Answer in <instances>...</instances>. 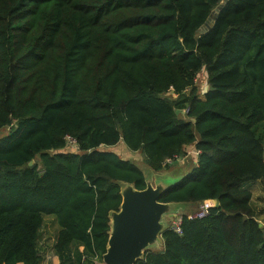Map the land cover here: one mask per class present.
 Segmentation results:
<instances>
[{
  "label": "trees",
  "instance_id": "1",
  "mask_svg": "<svg viewBox=\"0 0 264 264\" xmlns=\"http://www.w3.org/2000/svg\"><path fill=\"white\" fill-rule=\"evenodd\" d=\"M262 122L264 0H0V264L41 263L46 215L61 264L104 261L123 186H148L120 142L154 171L195 144L158 200L217 201L136 264H264L246 187L264 179Z\"/></svg>",
  "mask_w": 264,
  "mask_h": 264
},
{
  "label": "water",
  "instance_id": "2",
  "mask_svg": "<svg viewBox=\"0 0 264 264\" xmlns=\"http://www.w3.org/2000/svg\"><path fill=\"white\" fill-rule=\"evenodd\" d=\"M222 6L223 4H220L212 12L203 31L212 28ZM34 162L35 160H31L30 165ZM181 176L174 183L179 181ZM174 183L152 187L148 182L147 188L143 190H138L131 184H125L128 185V191H124L123 188L124 198L121 209L112 216L108 249L103 256L106 264H136L145 253L146 247L156 239L158 232L161 231L162 236L166 229L161 230L162 215L167 208L178 204L163 203L158 198L165 188ZM260 225L263 226V223Z\"/></svg>",
  "mask_w": 264,
  "mask_h": 264
},
{
  "label": "rangeland",
  "instance_id": "3",
  "mask_svg": "<svg viewBox=\"0 0 264 264\" xmlns=\"http://www.w3.org/2000/svg\"><path fill=\"white\" fill-rule=\"evenodd\" d=\"M200 85V82L197 83ZM168 95L170 96L171 93L169 92ZM11 126L5 127L0 130V137L5 136L10 133ZM106 147V146H103ZM70 150H75L74 146L70 145L67 147ZM117 151L125 158L127 159H133L146 173L148 177L149 185L152 187H156L158 185L165 186L168 185V183L171 181V183H174L176 181V178H170V176H177V175H183L191 167L194 165L193 157L190 156L188 158V161L186 160L184 163L172 165L171 167L163 168L158 171H154L151 169V167L148 165L145 155L142 151H134L127 147L126 143L122 142L118 145ZM192 151V150H191ZM191 158V159H190ZM180 177V176H179ZM246 185L250 186V183H247ZM124 191H128V185L123 186ZM198 208V205L190 206L189 208H185L183 205H174L169 208L163 213L162 215V229L167 228L169 225H171L175 220H177L178 216L181 214L186 213H193ZM59 231V224L57 222L56 217L53 215H46L44 218V225L41 229V235L39 240H50L51 242L53 240L57 239V234ZM52 244V243H51ZM163 240L161 237V231L158 232L156 239L153 240L152 243H150L146 249L145 252L148 250L152 251H160L163 249ZM48 246V245H47ZM145 255V253L141 256V258ZM100 264H106L104 261L100 262Z\"/></svg>",
  "mask_w": 264,
  "mask_h": 264
},
{
  "label": "crops",
  "instance_id": "4",
  "mask_svg": "<svg viewBox=\"0 0 264 264\" xmlns=\"http://www.w3.org/2000/svg\"><path fill=\"white\" fill-rule=\"evenodd\" d=\"M199 77H201V79H200V90L202 92H205L208 88V82H207V77H206L205 71ZM260 124L261 125L259 126V132L261 134H264V122H262ZM120 143H122V142H120ZM118 145L112 147V149L117 150ZM195 148H196L195 144L189 145L186 147V152L194 150ZM192 157H193L194 164H196L197 156H192ZM192 167H191V169H192ZM191 169H189V170H191ZM187 172H189V171H187ZM181 174L177 175V176H175V175L170 176V178L171 179L176 178V177L179 178V176H181ZM170 182L168 183V185L170 184ZM249 183H250V186L246 185V187L252 191V194H253L252 202H253V205L256 209L257 217L260 220V222L263 223V225H264V179L254 180V181H251ZM215 204H217L216 200H214V205ZM46 241L47 240H40V245L42 247V250H41L42 260H41L40 264H61L60 257L58 256V254H56V252L54 250V244H55L56 240H53L52 242L50 240H48V242H46ZM163 247H164V244H163ZM81 249H83V247ZM19 264H24V263H19Z\"/></svg>",
  "mask_w": 264,
  "mask_h": 264
},
{
  "label": "built area",
  "instance_id": "5",
  "mask_svg": "<svg viewBox=\"0 0 264 264\" xmlns=\"http://www.w3.org/2000/svg\"><path fill=\"white\" fill-rule=\"evenodd\" d=\"M200 82V77L197 76L195 78V83ZM185 112V111H184ZM67 142L68 145H72V146H76L77 144V140L72 137V136H68L67 137ZM200 153V150L195 148L192 151H187L184 154H176L172 157H169L166 159L165 161V165H174V164H182L184 163L186 160L188 161V158L190 156H198ZM197 162V161H196ZM212 206H214V200H206L202 203H200V205L198 206L197 210L194 211L193 213H186V215L190 218V219H196V218H203L207 215L210 214V209L212 208ZM185 214H181L178 216L177 220H175L172 224H171V228H173L175 231H177L178 233L182 234L183 230H182V223H183V219H184Z\"/></svg>",
  "mask_w": 264,
  "mask_h": 264
}]
</instances>
